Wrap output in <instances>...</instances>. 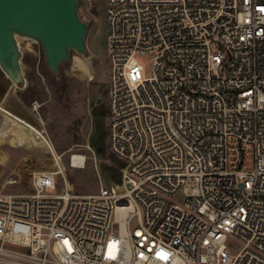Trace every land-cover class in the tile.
<instances>
[{
	"label": "built area",
	"instance_id": "1",
	"mask_svg": "<svg viewBox=\"0 0 264 264\" xmlns=\"http://www.w3.org/2000/svg\"><path fill=\"white\" fill-rule=\"evenodd\" d=\"M106 22L120 181L76 194L44 138L56 170L0 191V264H264V1L107 0Z\"/></svg>",
	"mask_w": 264,
	"mask_h": 264
},
{
	"label": "rangeland",
	"instance_id": "2",
	"mask_svg": "<svg viewBox=\"0 0 264 264\" xmlns=\"http://www.w3.org/2000/svg\"><path fill=\"white\" fill-rule=\"evenodd\" d=\"M106 6L107 0H79L78 16L89 29L86 54L80 56L71 52L69 61L60 66L57 75H52L47 69L40 45L23 37H17V43L21 52L24 85L17 88L0 69V99L4 104L8 100L16 101L17 110L22 109L33 118L58 157L67 182L80 195L95 194L100 186L108 187L114 183L108 181L101 169L102 164L110 165L108 155H112L107 111L110 64L106 56ZM150 64V59L143 62L144 67ZM100 102L105 103L106 111L103 118L105 157L98 156L90 146V136L94 131L91 111ZM33 103L38 105L36 111L32 110ZM12 109L16 112V109ZM20 132L21 127L10 123L0 113V191L3 193H29L32 173L56 170L55 162L45 146L20 144L16 136ZM72 154L85 156L83 168L70 166ZM11 177L18 179L19 185L4 187L5 181ZM121 191L118 190L119 193ZM47 193L54 194L52 191ZM173 200L182 204V190ZM135 224L134 219L130 223L131 231ZM234 246L238 247L236 243Z\"/></svg>",
	"mask_w": 264,
	"mask_h": 264
},
{
	"label": "water",
	"instance_id": "3",
	"mask_svg": "<svg viewBox=\"0 0 264 264\" xmlns=\"http://www.w3.org/2000/svg\"><path fill=\"white\" fill-rule=\"evenodd\" d=\"M78 2L0 0V69L14 86L24 85L17 37L40 45L52 75H57L60 66L69 61L71 52L86 54L89 29L78 16Z\"/></svg>",
	"mask_w": 264,
	"mask_h": 264
},
{
	"label": "bare ground",
	"instance_id": "4",
	"mask_svg": "<svg viewBox=\"0 0 264 264\" xmlns=\"http://www.w3.org/2000/svg\"><path fill=\"white\" fill-rule=\"evenodd\" d=\"M13 105L14 103L11 100L10 101L8 100L7 104H4V102L2 101V98L0 99V113H2L4 115V118L10 121V123L18 125L19 127L22 128V132L16 134V136L19 137V143L25 146H32L35 144V145H38L39 147H42L44 145L45 148L49 151L48 147L43 141L45 136L40 130V128L35 123L31 122L29 118H27L23 114L14 112L12 109L14 108ZM36 139L40 140L41 142L36 141ZM11 142L14 144L13 139L11 140ZM54 156L57 159L56 155ZM76 159L78 161H76ZM81 159H82L81 157H74L72 160V164L74 166L77 163L80 164Z\"/></svg>",
	"mask_w": 264,
	"mask_h": 264
},
{
	"label": "trees",
	"instance_id": "5",
	"mask_svg": "<svg viewBox=\"0 0 264 264\" xmlns=\"http://www.w3.org/2000/svg\"><path fill=\"white\" fill-rule=\"evenodd\" d=\"M105 103H98L94 105L91 111L94 123V131L90 136V146L95 153L100 157H105L104 152V137L105 131L103 129V118L105 116ZM109 164H102L101 169L105 173L106 178L109 182L118 183L120 181L119 169L122 163L115 159L112 155H108Z\"/></svg>",
	"mask_w": 264,
	"mask_h": 264
},
{
	"label": "crops",
	"instance_id": "6",
	"mask_svg": "<svg viewBox=\"0 0 264 264\" xmlns=\"http://www.w3.org/2000/svg\"><path fill=\"white\" fill-rule=\"evenodd\" d=\"M21 70H22V69H21ZM13 103H14V105H15V106L13 105V107H14V109H16V113H21V114H23L24 116H26L27 118H29V120H30L31 122L34 123L33 118L30 117V116H28L25 112H23L22 109H18L19 111L17 110V107H16V106H17V102H16V101H14Z\"/></svg>",
	"mask_w": 264,
	"mask_h": 264
},
{
	"label": "snow or ice",
	"instance_id": "7",
	"mask_svg": "<svg viewBox=\"0 0 264 264\" xmlns=\"http://www.w3.org/2000/svg\"><path fill=\"white\" fill-rule=\"evenodd\" d=\"M65 244L68 245V242L65 241ZM69 250L71 251V248H69ZM157 257L160 259H167V254L163 251L157 253Z\"/></svg>",
	"mask_w": 264,
	"mask_h": 264
}]
</instances>
